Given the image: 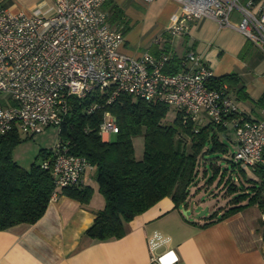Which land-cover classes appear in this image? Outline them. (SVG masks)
Listing matches in <instances>:
<instances>
[{
	"label": "built area",
	"instance_id": "2783aa9c",
	"mask_svg": "<svg viewBox=\"0 0 264 264\" xmlns=\"http://www.w3.org/2000/svg\"><path fill=\"white\" fill-rule=\"evenodd\" d=\"M104 1L53 0L49 12L0 6V138L12 128L33 135L57 127L71 95L83 98L98 89L108 93V103L120 93H130L163 101L198 124L207 118L229 126L237 146L232 160L244 168H264V117L238 116L226 88L207 85L212 70L194 50L185 54L183 67L174 73L163 70L168 59L164 51L158 55L145 51L138 57L121 53L123 26L109 23ZM175 1L180 14L172 33L184 21L214 18L222 26L238 29L264 52V0ZM233 11L239 14L236 22L231 20ZM97 107L93 104L87 111ZM117 130L115 117L105 110L99 134L107 139ZM43 165L49 166L57 188L80 182L93 168L85 156L69 153L62 144L54 147L52 161ZM176 259L166 252L157 261L172 264Z\"/></svg>",
	"mask_w": 264,
	"mask_h": 264
},
{
	"label": "trees",
	"instance_id": "16d2710c",
	"mask_svg": "<svg viewBox=\"0 0 264 264\" xmlns=\"http://www.w3.org/2000/svg\"><path fill=\"white\" fill-rule=\"evenodd\" d=\"M102 8L106 10L110 24H121L124 33L128 30L121 10L114 2L105 0ZM160 51L168 54L163 67L165 72L174 73L183 67L185 55L181 58L171 55L167 47ZM207 85L225 87L228 93L233 91L236 99L248 97L235 72L212 76ZM107 98L108 93L98 89L83 98L71 95L68 111L57 126L58 141L54 145L62 144L69 153L85 156L93 166L97 190L103 196L104 205L95 213L92 224L85 230L86 235L98 241L122 237L136 215L165 196L171 198L175 208L186 207L188 197L194 193L191 188L197 186V191L203 183L213 182L216 186L224 177L223 170L233 171L240 181L231 174L227 176L225 192L231 196L227 200L229 206L219 216H216L219 208L202 216L207 219L203 226L253 203L264 210V168L260 165L244 168L233 160H228L225 169L214 164V159H221L219 155L228 152L224 139L228 137L226 129L229 126L224 127L207 118L198 124L178 109L173 122L166 123L164 119L170 106L163 101L145 100L130 93H120L109 103ZM255 103L264 110V93ZM93 104L98 107L87 111ZM105 110L112 113L118 125L117 132L107 139L99 134ZM236 113L251 118L238 109ZM138 135L143 136L141 157H136L133 144V138ZM20 139L16 128L0 138V230L37 221L54 193L74 198L82 204L87 203L93 193V187L81 181L56 187L49 166L43 165L52 161L54 147L41 148L40 160L33 161L28 167L20 165L11 154ZM218 161L221 164L222 161ZM246 169L251 172L253 169L257 180L248 177ZM202 178L205 182L199 183Z\"/></svg>",
	"mask_w": 264,
	"mask_h": 264
},
{
	"label": "crops",
	"instance_id": "0c3cea01",
	"mask_svg": "<svg viewBox=\"0 0 264 264\" xmlns=\"http://www.w3.org/2000/svg\"><path fill=\"white\" fill-rule=\"evenodd\" d=\"M111 1L129 27L118 47L121 53L138 57L148 51L158 55L167 47L171 55L181 58L194 50L202 55L213 76L238 74L248 95L236 99L233 91L229 92L238 111L251 118L264 117V110L255 103L264 93V52L238 29L205 17L184 21L182 28L172 33L180 14L177 1ZM52 3L0 0L2 7L25 12L34 8L49 12ZM233 12L231 20L236 22L239 14ZM246 173L257 180L253 169H246ZM228 174L237 179L233 171ZM81 182L93 187L87 203L56 193L34 223H18L0 230V264H159L157 258L166 252L177 257L172 264H264V210L256 203L203 226L206 217H195L194 213L185 216L181 209L189 210L193 203L195 208L207 206L210 213L219 208V216L229 206L231 196L202 200L199 195L203 189H198L188 197L186 207L179 208L165 196L136 215L122 237L98 241L85 234L104 205L93 168L83 173Z\"/></svg>",
	"mask_w": 264,
	"mask_h": 264
},
{
	"label": "rangeland",
	"instance_id": "374dc122",
	"mask_svg": "<svg viewBox=\"0 0 264 264\" xmlns=\"http://www.w3.org/2000/svg\"><path fill=\"white\" fill-rule=\"evenodd\" d=\"M0 98H2V95H0ZM175 114H176V109L174 107H170L164 119L165 122L172 123L175 118ZM17 131L21 139L12 148L11 154H12V158L24 167H28L35 160L36 161L40 160L38 155H39V151L41 148H45V149L53 148L54 145L58 141V128L56 126H48L44 128L41 132L35 133L32 136L31 135L26 136V134H24L20 129H18ZM226 134L228 137L224 139V142L227 145L228 152L224 154L223 156L220 154L219 156L222 157L221 159L217 158L213 160L215 162L214 164L219 166L220 169H223V168L225 169L224 165L228 164L229 162L228 160H232V154L237 149L236 135L234 131L230 127H227ZM133 144H134L136 157H141L142 149H143V136L142 135L135 136L133 138ZM216 154H219V153H216ZM216 154H213V155H216ZM218 160L222 161L221 164H219L220 162ZM208 169H209V166H208ZM236 169L238 170L237 167ZM223 171H224V177L222 178L221 182L216 184V186L213 185L214 182L211 184L203 183L198 188L199 190L203 189L199 195L200 199L207 200L210 197H216V196H218L219 198H223V199L227 198V194L225 192L227 183H225V180L227 176L229 175L228 174L229 170H223ZM237 180L240 181L239 178H237ZM202 181L205 182L204 178L200 179L198 182L201 183ZM93 185H95V182L93 183ZM195 187L197 186H193L190 191L195 192L197 189ZM210 193L212 195H209ZM216 201H219V200L217 199ZM190 205L191 207L188 210L187 215L192 216L194 213L195 217H202V216H207L210 213V209H208L203 215L197 216L198 210L195 208V205H193V203H190Z\"/></svg>",
	"mask_w": 264,
	"mask_h": 264
},
{
	"label": "water",
	"instance_id": "95a60500",
	"mask_svg": "<svg viewBox=\"0 0 264 264\" xmlns=\"http://www.w3.org/2000/svg\"><path fill=\"white\" fill-rule=\"evenodd\" d=\"M196 209L198 210L197 216H201V215H203L207 211V206H204L203 207L201 205H197L196 206ZM181 210H182L183 215L187 216L188 210L187 209H184V208H182Z\"/></svg>",
	"mask_w": 264,
	"mask_h": 264
}]
</instances>
